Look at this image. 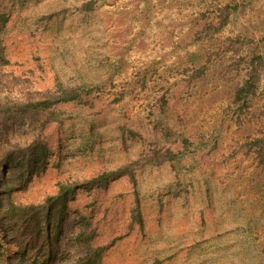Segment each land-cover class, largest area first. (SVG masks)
<instances>
[{"label": "rangeland", "instance_id": "rangeland-1", "mask_svg": "<svg viewBox=\"0 0 264 264\" xmlns=\"http://www.w3.org/2000/svg\"><path fill=\"white\" fill-rule=\"evenodd\" d=\"M90 1L95 9L85 12ZM243 2L223 31L194 40L218 22L217 8ZM0 13L8 17L0 43L25 70L94 90L93 109L45 132L48 169L17 203L43 202L60 182L124 166L156 142L182 151L186 138L184 157L142 170L134 182L115 181L103 195L105 207L121 208L122 238L101 264H264V172L244 148L264 137V67L250 111L238 119L233 110L247 72V64L238 72L234 64L264 56V0H0ZM203 66V77L193 79ZM35 135L19 123L0 124V158ZM137 202L145 228L127 234L124 214ZM70 250L55 264H75ZM17 251H0V264H25Z\"/></svg>", "mask_w": 264, "mask_h": 264}, {"label": "trees", "instance_id": "trees-1", "mask_svg": "<svg viewBox=\"0 0 264 264\" xmlns=\"http://www.w3.org/2000/svg\"><path fill=\"white\" fill-rule=\"evenodd\" d=\"M245 8V2L228 3L217 8L218 22L206 25L201 33H196L194 40L200 41L209 33H220L229 25L231 17ZM82 9L91 12L95 4L90 1ZM7 23V15L0 13V32ZM230 42L228 49H233L240 38ZM2 60L6 63H0V124L19 123L24 128L34 129L36 135L28 143L9 150L0 158V251L15 245L17 252L23 255L25 264H55L58 254L62 255L71 248L67 254L75 256V264H101L108 250L122 238L119 223L121 208L118 205L105 207L103 195L109 192L115 181L129 179L134 182L137 173L142 170L159 168L179 160L189 152L191 143L186 138L180 139L184 149L175 152L164 147L165 141L156 142L149 146L147 154L124 166L105 170L86 181L60 182L57 191L48 195L43 202L17 203V195L26 192L48 169L52 150L45 132L53 124L59 128L64 126L81 110L93 109L90 98L94 90L70 86L58 78L52 83L36 67L25 70L0 43V62ZM239 60L234 64L236 71L247 64V72L234 92L233 110L238 119L250 111L257 96L264 56ZM205 71V66L199 68L192 75L193 79L202 78ZM166 90L168 92L171 88ZM167 94L160 99L162 110L169 105ZM162 136L164 140L173 139L171 131H162ZM244 148L264 172V137L251 139ZM80 192L83 193V203L80 201L78 206L76 202ZM86 194L90 195L87 203ZM133 207V211L124 214L123 225L127 234L143 232L145 228L138 202ZM74 210L78 216L73 215ZM4 226L8 228L6 231ZM6 233L11 238L7 243Z\"/></svg>", "mask_w": 264, "mask_h": 264}]
</instances>
